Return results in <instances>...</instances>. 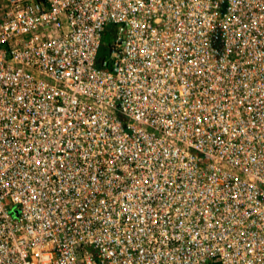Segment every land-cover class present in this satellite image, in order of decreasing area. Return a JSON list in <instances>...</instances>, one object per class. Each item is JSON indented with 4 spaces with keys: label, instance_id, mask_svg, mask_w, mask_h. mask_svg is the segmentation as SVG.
<instances>
[{
    "label": "built area",
    "instance_id": "2783aa9c",
    "mask_svg": "<svg viewBox=\"0 0 264 264\" xmlns=\"http://www.w3.org/2000/svg\"><path fill=\"white\" fill-rule=\"evenodd\" d=\"M0 264H264V0H0Z\"/></svg>",
    "mask_w": 264,
    "mask_h": 264
},
{
    "label": "trees",
    "instance_id": "16d2710c",
    "mask_svg": "<svg viewBox=\"0 0 264 264\" xmlns=\"http://www.w3.org/2000/svg\"><path fill=\"white\" fill-rule=\"evenodd\" d=\"M113 31H114V25L113 24H109L106 26L105 37L108 38V41L106 43L103 42V44L101 46V50H100V54H99V60H101L102 58H104L105 56L108 55L109 47L111 45V38L113 35Z\"/></svg>",
    "mask_w": 264,
    "mask_h": 264
},
{
    "label": "water",
    "instance_id": "95a60500",
    "mask_svg": "<svg viewBox=\"0 0 264 264\" xmlns=\"http://www.w3.org/2000/svg\"><path fill=\"white\" fill-rule=\"evenodd\" d=\"M107 41H108V38L105 37L104 40H103V42L106 43Z\"/></svg>",
    "mask_w": 264,
    "mask_h": 264
}]
</instances>
